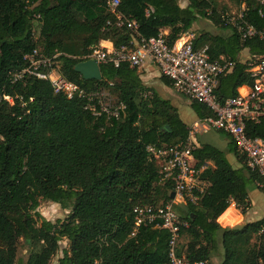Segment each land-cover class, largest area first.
Wrapping results in <instances>:
<instances>
[{
	"label": "trees",
	"instance_id": "obj_1",
	"mask_svg": "<svg viewBox=\"0 0 264 264\" xmlns=\"http://www.w3.org/2000/svg\"><path fill=\"white\" fill-rule=\"evenodd\" d=\"M179 1L119 0L118 10L136 21L145 38L167 28L172 41L192 29L198 17L230 29L228 36L203 32L195 41V46L207 44L211 57L225 55L235 61L215 89L223 102L238 86L251 83L248 58L264 54V8L248 2L245 19L262 37L241 41L222 22L215 0H186L184 7ZM147 6L153 8L148 16ZM131 39L128 30L114 25L105 0H0V264H50L63 239L68 247L56 264H167L168 232L147 226L130 235L132 211L136 205L169 201L174 189L172 179L161 180L146 146L183 143L190 128L177 108L146 87L138 69L126 63H100L101 80H85L74 71L89 47L101 40L119 47ZM34 47L48 55L59 52L61 75L87 91L111 89L125 104L121 116H94L84 109L83 99L54 92L47 80L26 76L12 83L10 71L25 66L24 55ZM242 49L249 55L245 61L238 56ZM160 79L171 86L167 78ZM3 95L12 97L13 104ZM189 100L197 118L212 115L205 104ZM246 133L264 138V117L248 122ZM228 150L240 167L234 168L224 151L211 144L194 148L198 165L210 161L213 166L202 173L207 186L198 205L175 206L188 222L180 239L189 238L177 251L209 264L219 246L220 264H264V217L232 227L217 222L231 208L230 199L243 214L249 188L260 180L245 166L230 137ZM39 198L70 209V214L54 221L41 217Z\"/></svg>",
	"mask_w": 264,
	"mask_h": 264
},
{
	"label": "built area",
	"instance_id": "obj_2",
	"mask_svg": "<svg viewBox=\"0 0 264 264\" xmlns=\"http://www.w3.org/2000/svg\"><path fill=\"white\" fill-rule=\"evenodd\" d=\"M238 12L220 13L222 22L232 26L239 39L245 41L254 37H262V32L245 19L248 2L252 1L264 8V0H236ZM119 0H105L106 9L114 18V25L128 30L132 39L129 44L115 47L98 45L89 47L83 59L96 58L98 63H109L119 67L122 63L138 70L148 64L154 65L160 75L167 78L173 89L188 99L205 104L212 115L196 122L190 129H216L227 134L243 157L245 166L260 178L256 182L258 188H264V138L251 137L246 133L248 122L257 123L264 117V54L248 58L246 72L251 83L236 88V94L220 102L215 94L220 76L232 70L235 61L225 55L211 57L207 44L195 46L198 35L194 30L182 31L176 39L168 40L169 30L161 29L156 36L143 37L138 32L135 20L123 15L119 10ZM153 11L147 6L145 14ZM36 18L39 15H35ZM110 24V20L107 21ZM35 34V30L32 31ZM108 41V40H107ZM59 52L51 55L42 53L34 47L24 55L25 66L10 71L11 82L23 80L26 76L50 82L54 92L62 93L66 98H81L85 102L84 109L92 115L104 114L107 118L118 119L125 109V104L117 100L113 105L104 102L106 92L102 89L87 91L79 84L67 80L59 71ZM146 92L144 96H150ZM2 99L10 105L13 99L3 95ZM193 129V130H192ZM189 133V135H190ZM196 146L188 138L185 142L174 145L148 144L146 152L149 160L154 161L161 175V180L174 181V197L158 205H136L133 208L134 235L138 228L153 226L165 229L168 234L167 264H208L206 260L191 261L184 254H178L180 231L188 226L175 209L176 205L189 203L198 205L200 196L207 186L202 177L203 171L209 167L206 161L198 165L193 154ZM232 200V199H230Z\"/></svg>",
	"mask_w": 264,
	"mask_h": 264
},
{
	"label": "rangeland",
	"instance_id": "obj_3",
	"mask_svg": "<svg viewBox=\"0 0 264 264\" xmlns=\"http://www.w3.org/2000/svg\"><path fill=\"white\" fill-rule=\"evenodd\" d=\"M179 4L180 6L184 7L186 6L187 1L180 0ZM214 4L218 12L228 11L230 13L231 12L237 13L239 10L236 0H215ZM192 29L195 31L197 35L203 32H207L212 35L228 36L231 33L230 29H227V28L225 29L220 26H217L213 24L210 20L203 18V17H198L195 20L194 24L192 25ZM238 56H239V59H241L242 61H245L247 60V57L249 55L246 49H242L239 52ZM154 70L157 71L156 69ZM138 71L142 72V70H138ZM141 80L145 84L146 87L154 89L160 97L175 99L177 100L176 102H179L180 105H182L183 97L179 95L174 89H171L172 86L166 87L165 86L166 84L161 81L160 77H153V78L151 77L149 79H145V80L141 79ZM101 89L107 93L104 98V102L109 103L110 105H113L117 101L116 94L107 87H102ZM180 116L184 120H186V118L182 116V114H180ZM187 124L189 128L192 126L191 122ZM203 133L204 132L201 130L195 132V134L192 135V140L200 145L202 143L203 144L208 143V144H211L221 149L222 151H224L228 161L231 163V165L234 168L241 166V163L239 162L238 158L232 152L228 150V147H229L228 135L216 129H210L207 133H204V134ZM250 190H251V193H250L251 199L254 201L253 210L251 211V219H253L254 221L264 216V190H261L257 187H251V186L249 188V191ZM161 201L162 199H160L158 203H160ZM37 210L41 214V217L47 220H51V221H54L56 219H63L64 217L70 214V209H64L57 203L44 200L41 198H39V206ZM239 219L240 217L237 216V213L234 211L233 207H231L224 215H222L220 218L219 217L217 218V222L222 227H226V226L232 227L236 225H229V224H233ZM188 239H189L188 236L182 235L179 241V246L181 249L184 247V244L187 242ZM67 247H68V242L67 240L63 239L61 241V249L52 257L50 264H56L57 259L62 255L61 250ZM25 252L26 251L24 250L23 254L26 255ZM221 259H222V248L218 246V248L212 253L209 264H220Z\"/></svg>",
	"mask_w": 264,
	"mask_h": 264
},
{
	"label": "crops",
	"instance_id": "obj_4",
	"mask_svg": "<svg viewBox=\"0 0 264 264\" xmlns=\"http://www.w3.org/2000/svg\"><path fill=\"white\" fill-rule=\"evenodd\" d=\"M193 30V29H192ZM102 45L103 46H111V42L110 41H107V40H104L102 42ZM154 65L152 64H148L147 66H145L143 69H140L142 70V72H140V78L145 80V79H149V78H153V77H160V73L159 71L157 70V68L155 67ZM154 69H156L157 71H155ZM167 87V85H165ZM171 87V86H169ZM171 89H173L171 87ZM179 94V93H178ZM181 95V94H179ZM183 97V101H182V105H180L179 102H176L177 100L175 99H170V98H165V99H168L172 105H174L176 108H177V111L179 113V116L180 114H182V116H184L186 118V120H184L181 116L180 118L187 124V123H190L191 122V125L193 126L196 122H198L199 118H197L196 114L193 112V110L191 109L190 107V100L188 98H186L185 96L181 95ZM190 109H189V108ZM182 111H181V109ZM184 108V109H183ZM188 125V124H187ZM191 126V127H192ZM190 127V128H191ZM201 130L200 128L198 129H195L194 131H192V133H190L189 135V138L190 140L193 142L194 145H196V147L200 146V144H197L195 141L192 140V135L195 134V132ZM210 130V129H209ZM209 130H201L203 131L204 133H207ZM203 133V134H204ZM229 138V137H228ZM203 144V143H202ZM210 162V161H209ZM210 166H213L212 162H210L209 164ZM260 189V188H259ZM251 190L248 191V200H247V206L245 208V213L242 214L239 209H237L236 207V204L233 200H230V205L229 207H233L234 211L237 213V216L240 217V219L238 221H236L235 223L233 224H229V225H241V224H244L245 222H250V221H253V219H251V211L253 210V205H254V201L251 199ZM264 217V216H263ZM219 220V219H218ZM258 220V219H257Z\"/></svg>",
	"mask_w": 264,
	"mask_h": 264
},
{
	"label": "water",
	"instance_id": "obj_5",
	"mask_svg": "<svg viewBox=\"0 0 264 264\" xmlns=\"http://www.w3.org/2000/svg\"><path fill=\"white\" fill-rule=\"evenodd\" d=\"M74 71L79 73L85 80H101L102 78L99 63L96 58H89L77 62L74 66ZM166 128H168L167 125ZM173 197L174 193H171V198Z\"/></svg>",
	"mask_w": 264,
	"mask_h": 264
}]
</instances>
